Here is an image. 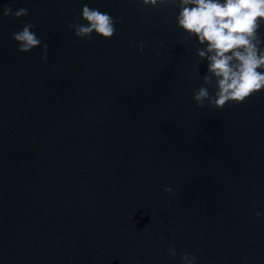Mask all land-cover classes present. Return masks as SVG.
<instances>
[{
    "label": "water",
    "instance_id": "water-1",
    "mask_svg": "<svg viewBox=\"0 0 264 264\" xmlns=\"http://www.w3.org/2000/svg\"><path fill=\"white\" fill-rule=\"evenodd\" d=\"M85 4L117 21L112 38L75 36ZM177 13L0 0V264H264V90L198 107L216 78ZM24 24L41 41L27 53Z\"/></svg>",
    "mask_w": 264,
    "mask_h": 264
},
{
    "label": "clouds",
    "instance_id": "clouds-1",
    "mask_svg": "<svg viewBox=\"0 0 264 264\" xmlns=\"http://www.w3.org/2000/svg\"><path fill=\"white\" fill-rule=\"evenodd\" d=\"M145 6L155 7L175 3L178 8L177 26L189 36L205 45L197 49L200 58L208 61L207 71L211 75L204 77L205 83L216 78L217 91L210 98L205 87L193 95L198 107L209 102L216 108H223L229 103H243L246 98L264 90V0H139ZM28 10L20 8L13 12L4 8V17L16 18L26 16ZM79 19L85 23H72L69 27L79 38H90L93 33L104 39L114 36L117 21L107 12L98 8L82 7ZM34 25L24 24L22 30L12 33V39L18 45V51L27 53L40 46L41 41ZM47 45L44 56L47 59ZM143 50V43L139 45ZM165 188V192H171ZM257 216L261 214L256 213ZM168 254L176 256L173 246L168 247ZM197 257L190 253L181 256L182 264H196Z\"/></svg>",
    "mask_w": 264,
    "mask_h": 264
}]
</instances>
